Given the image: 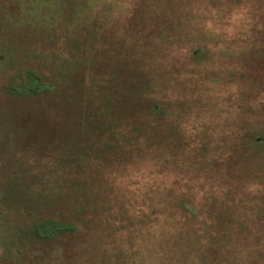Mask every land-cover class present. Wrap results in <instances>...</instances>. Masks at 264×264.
<instances>
[{
	"label": "rangeland",
	"instance_id": "rangeland-1",
	"mask_svg": "<svg viewBox=\"0 0 264 264\" xmlns=\"http://www.w3.org/2000/svg\"><path fill=\"white\" fill-rule=\"evenodd\" d=\"M122 1L127 0H0V52L6 51L16 67H40L59 83L62 92L40 113L57 107L72 118L68 127L56 130L12 129L20 149L8 157L12 173L7 174L56 182L52 201L66 208L54 215L77 223L75 235L65 236L56 249L30 243L22 236L30 217L27 201L1 198L2 264H248L251 256L241 251L245 245L254 249L256 235L250 233L244 242L247 226L256 232L264 228V145L250 141L260 127L249 136L245 131L262 119L264 85L247 96L237 59L231 57V39L245 22L248 5L245 0H180L181 36L160 57L152 49L149 65L138 59L141 44L121 37V22L132 16L121 12ZM141 1L128 0L126 6ZM111 4H118L115 14ZM178 16L170 15L172 22ZM205 43L209 50L198 61L193 52ZM243 49L236 47L238 58ZM127 50L129 72L125 82L113 84L116 95L106 88L93 96L75 93V72L85 67L87 81L97 89V72ZM212 78L233 82L227 91L236 110L211 107L209 114V95L201 89L213 84ZM102 97L110 102L107 109L100 107ZM150 103L160 104L164 116H151L149 126L142 118ZM205 139L208 152L202 150ZM71 150L77 156L69 160ZM209 170H216V181ZM63 180L69 188L62 187ZM62 193L67 195L63 204ZM186 205L199 214L191 218Z\"/></svg>",
	"mask_w": 264,
	"mask_h": 264
},
{
	"label": "trees",
	"instance_id": "trees-1",
	"mask_svg": "<svg viewBox=\"0 0 264 264\" xmlns=\"http://www.w3.org/2000/svg\"><path fill=\"white\" fill-rule=\"evenodd\" d=\"M146 1L151 3L147 4ZM127 2L128 0L126 2L122 1L121 6L119 5V7L125 9H121V12H131L132 14V16L128 18V23L121 22V37L130 41V45L131 43L132 45L141 44L142 51L138 59L150 65L154 59L152 54H149L152 49L155 53L159 51L158 56L160 57L167 44L171 43L173 40H177L178 36H181L178 34V30L180 29L184 15V10H181L180 6L183 2L180 0H170L168 4H158L157 0H142L141 2L133 3L135 7L133 5L126 6ZM245 2L248 5L247 16L245 22L240 23L239 31L235 33L231 39V45L233 46L231 57L232 59H237L238 63L235 69L238 70V73L243 78L247 96H253L264 85V0H245ZM113 4H111L109 11L115 14L117 10H119V7L118 4H116L117 7L112 6ZM176 13L179 16L175 23L172 22L173 20L170 15ZM209 47L210 45L207 43L198 46L193 52L194 58L198 61H202ZM236 47L244 48L241 58H238L235 53ZM246 51L249 52L248 56L246 55ZM121 55L120 57L122 59L120 58L116 63L111 65L109 69L97 72L100 78V87L97 86V89L95 88L96 84L94 86L92 82L87 81L85 74L86 68L84 66L83 71L75 72V74L71 76V86L75 89V93L80 91L83 94L81 97H84L85 94H92L91 96H93L99 95L102 88H106L112 94L116 95L113 84L117 80H121V78L125 79L123 80L124 82L126 81V72H129V64L132 59L129 50L125 53L121 52ZM15 64L17 63L13 58H10V55L7 58L6 51L0 52V199L7 198V203H9L12 198L27 201L26 211L30 214V217H25L26 223L22 230L23 238L30 243L39 245H55L56 249L57 246H61L59 243L65 236L75 235L77 229V223L64 219L65 215H54V211L57 209L63 211V209L66 208L65 205H59L56 199L54 202L52 201L53 185L56 182L54 183L53 180H47L46 182L43 179L37 180L34 178L29 180L28 177L26 180H23L19 172L12 175L7 174L11 172L10 167L7 165V161L8 157L16 156L18 149H20L19 147H15L18 143V139L15 138L16 134L13 136L14 131L12 129L24 130L26 127L30 126H43L45 129L56 130L61 126L65 128L68 127L69 120H72V118L64 117L60 111H57V107L48 108L46 111L40 113L43 104L51 102L54 96L60 94L59 91H61V89L59 83L47 77L40 67L31 65H28V67H16ZM222 64H225L224 60ZM212 83L213 84L205 83L201 89L209 95V102H206V105L209 107L207 108L209 114L211 115V107L220 109H226L227 107L225 111H230L228 107L235 108L236 110L237 106L233 103L232 93L227 91V87H232L233 82H225L224 80L212 78ZM122 84L123 82H121V85ZM210 86H213L212 89ZM219 86L220 89H216ZM69 95L72 96V94ZM248 98L251 99V97ZM210 99H213L212 102ZM108 102H105L102 97L100 107L103 106L107 109V104H110V102ZM155 104L150 103L145 106V111H147L144 112L142 121L147 122L149 126L151 125V116H164L160 104L159 107H156ZM261 108L263 109L262 119L260 121L257 120L255 123L250 122L247 125L248 128L245 131L247 136H249V131L252 129L262 128V126H264V100L261 103ZM31 113L37 114L32 115ZM251 117L254 119L256 118L255 116H250V118ZM260 117H258V119H260ZM110 120L113 121L117 119L110 118ZM179 123L180 122H177L175 126L181 127ZM111 124L115 125L114 123ZM168 125L169 123L162 124L164 127ZM121 126H123L122 121ZM127 126L129 127V125ZM156 126L161 127V124L155 123V127ZM260 128L256 132H253L252 139L250 140L253 146L256 147L264 145V130ZM7 130H9L10 133H7ZM202 150L203 152L210 151V143L207 142L206 139L203 142ZM70 154L71 156L68 157L69 160L77 156V153L73 150H71ZM18 156H20V154ZM62 160H65L64 164L67 165V158L64 157ZM216 170L213 172L210 170L206 172L207 175H210L212 181H216ZM61 184L63 188L70 187L69 181L63 180ZM215 186L216 183L211 185V187ZM48 187H50V189L46 191ZM213 193L215 194L216 191ZM218 195H220L219 191ZM66 198L67 195L62 193L59 200L63 204ZM56 205L57 208L55 207ZM186 207L191 212V218L199 214V211L193 208V206L186 205L184 209ZM189 216L190 215H188V217ZM247 230L248 232L244 235L243 241L245 242V239L249 238L250 233H255L254 249H249L246 245L243 246L244 251L237 249L243 254L251 256V258L247 260L248 264H264V228L263 230L259 228L256 232L248 225ZM218 237L220 236L215 235V238ZM215 238L211 241L217 244ZM222 246L224 248L225 244ZM259 256L261 259L258 261ZM119 261L124 263V260H120V257ZM0 264H2L1 250Z\"/></svg>",
	"mask_w": 264,
	"mask_h": 264
}]
</instances>
